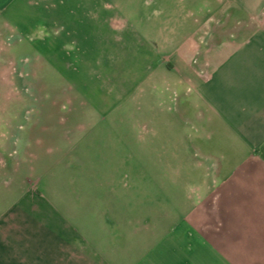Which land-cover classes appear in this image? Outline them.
<instances>
[{
    "label": "rangeland",
    "instance_id": "obj_1",
    "mask_svg": "<svg viewBox=\"0 0 264 264\" xmlns=\"http://www.w3.org/2000/svg\"><path fill=\"white\" fill-rule=\"evenodd\" d=\"M246 7L231 0H44L31 20L7 21L0 33V173L15 171L28 180L24 189L34 188L22 200L18 190L1 192L0 207L42 203L37 191L56 186L65 204L93 198L101 205L107 196L93 195L90 183L114 171L129 176L132 199L192 221L193 235L220 233L216 190L226 182L213 155L230 144L185 115L192 92L182 68L188 60L196 66L209 26L221 18L227 31ZM185 43L191 47L180 49ZM253 160L251 180L226 189L235 195L236 227L223 237L230 241L220 251L224 264H264V171ZM239 188L250 190L238 197Z\"/></svg>",
    "mask_w": 264,
    "mask_h": 264
},
{
    "label": "crops",
    "instance_id": "obj_2",
    "mask_svg": "<svg viewBox=\"0 0 264 264\" xmlns=\"http://www.w3.org/2000/svg\"><path fill=\"white\" fill-rule=\"evenodd\" d=\"M231 1L247 4L244 16L234 15L227 31L219 18L216 28H208L212 34L201 46L196 66L188 65L189 60L184 66L178 64L192 92L185 115L191 116L201 132L216 131L223 143L230 144V149L213 155L227 187L216 190L221 232L193 235L192 221L182 224L170 211L159 213L139 197L134 201L128 191L129 176L113 171L99 177V184L97 176L90 183L93 195L98 191L107 196L101 205L93 198L89 204H65L56 186L37 191L44 196L42 203L0 207V264H192L194 258H200V264H224L220 251L230 241L223 237L229 234L228 228L236 227L232 217L236 202L231 200L235 195L226 189H237L238 182L243 186L251 180L253 158L259 159L264 171V0ZM37 3L44 0H0V33L7 21L31 20ZM190 47L185 43L180 49ZM230 160L234 163L225 171V162ZM0 175V193L18 190L22 200L26 190L33 191V183L24 189L28 180L15 176V171ZM232 179L235 185L231 187ZM248 190L239 188L238 197Z\"/></svg>",
    "mask_w": 264,
    "mask_h": 264
}]
</instances>
